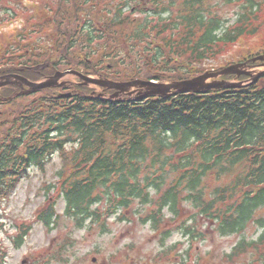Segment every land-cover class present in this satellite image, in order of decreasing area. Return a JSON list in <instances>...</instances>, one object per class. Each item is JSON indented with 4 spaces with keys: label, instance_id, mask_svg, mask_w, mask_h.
I'll use <instances>...</instances> for the list:
<instances>
[{
    "label": "trees",
    "instance_id": "trees-1",
    "mask_svg": "<svg viewBox=\"0 0 264 264\" xmlns=\"http://www.w3.org/2000/svg\"><path fill=\"white\" fill-rule=\"evenodd\" d=\"M24 2L0 0V30L29 11ZM221 3L238 5L233 23ZM263 10L257 0H52L46 19L28 17L14 33L0 32V70L32 81L65 70L118 81L188 79L257 35ZM55 154L63 167L36 216L48 231L58 227L59 199L79 229L105 227L139 207L142 223L158 230L189 204L224 237L242 236L252 224L261 229L229 256L254 254L252 263L264 264V77L244 88L143 100H111L84 86L0 90V205ZM184 224V237H200ZM14 228L18 249L33 226ZM6 255L0 250V264Z\"/></svg>",
    "mask_w": 264,
    "mask_h": 264
},
{
    "label": "rangeland",
    "instance_id": "rangeland-1",
    "mask_svg": "<svg viewBox=\"0 0 264 264\" xmlns=\"http://www.w3.org/2000/svg\"><path fill=\"white\" fill-rule=\"evenodd\" d=\"M24 5L27 6L25 10L29 11H24V16L0 30L1 33L12 34L14 30L23 28L28 17H36L41 21L51 14L47 10L52 5V0H34L33 3L26 0ZM219 8L224 19L231 23L240 12L237 4L221 3ZM259 17L263 26L257 35L243 38L215 62L209 61L208 67L220 68L230 63L243 62L239 60L251 51L262 53L264 10ZM251 70L261 73L264 67ZM63 80L69 81L70 86L80 83V78L76 75H68ZM90 87L101 92L96 85ZM134 90L130 92L136 97L138 91ZM62 167V159L59 154H55L45 171L32 169L12 197L0 205V250L6 251L5 264H258L252 263L255 260L254 254L237 258H231L229 254L243 239L257 240L262 233L261 229L252 224L242 236L224 237L216 231L214 223L197 216V210L189 204L182 206L176 222L167 219L158 230H153L150 223H142L140 217L145 212L135 214L140 210L139 207L123 212L125 215H121L122 220L118 217L110 218L105 227L88 223L86 227L79 229L63 215L65 203L59 199L57 210L61 216L58 227L48 231L37 222L36 216L47 206L48 198L55 193L54 188ZM194 216L197 218L196 223H193ZM168 218L171 216L168 215ZM183 222L184 225H195L200 237H184L178 230ZM28 225H32L33 229L23 246L17 249L11 238L15 232L14 226ZM167 232H173L170 238H166Z\"/></svg>",
    "mask_w": 264,
    "mask_h": 264
},
{
    "label": "water",
    "instance_id": "water-1",
    "mask_svg": "<svg viewBox=\"0 0 264 264\" xmlns=\"http://www.w3.org/2000/svg\"><path fill=\"white\" fill-rule=\"evenodd\" d=\"M252 61L253 62L264 61V56L256 57ZM248 67H250L248 66V63L237 64L227 68H223L217 72H208L204 75H201L199 77L190 80L174 82L170 84H166V83L158 84L155 82L142 81V80L118 83L110 80L92 78L78 71H68L65 73L57 72L53 77H49L42 82H32L23 76L17 74H11V75L0 76V89L7 87L9 85H17L22 87L23 89L28 88L23 91L24 94L35 93L39 90H43L47 88L66 86V83L64 82L59 83V81L62 78H64L66 75L73 74L80 77V79L84 81L83 85L85 86L94 84L104 89L117 90V92L113 95L114 98L116 96H119V94L128 92L132 88L138 89L139 99L148 98V97H170L182 93L201 94L211 89L242 88L244 86L249 85V83L243 84L242 82L235 83L225 80H218L220 76H226V75H236L237 77L244 75L251 79L250 84H255L259 81L261 77L264 76V72L254 75L252 72L246 70ZM209 80H213V82H209Z\"/></svg>",
    "mask_w": 264,
    "mask_h": 264
}]
</instances>
